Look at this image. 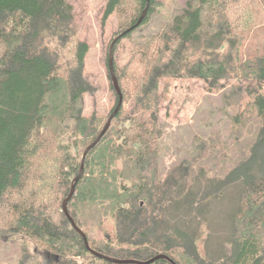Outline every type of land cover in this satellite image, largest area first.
I'll return each mask as SVG.
<instances>
[{"label":"trees","instance_id":"trees-1","mask_svg":"<svg viewBox=\"0 0 264 264\" xmlns=\"http://www.w3.org/2000/svg\"><path fill=\"white\" fill-rule=\"evenodd\" d=\"M104 1L102 19L116 13V35L146 6ZM181 2L159 31L135 39L163 3L149 0L142 22L115 43L122 104L86 154L67 210L89 247L115 258L264 264V94L249 91L227 141L194 136L168 167L158 112L168 95L196 106L197 80L264 81V24L253 26L254 2L264 8V0ZM73 20L69 0H0V245L16 247L15 264H116L91 254L62 211L81 154L103 127L101 117L83 114L84 94L96 88L84 76L88 45ZM7 254L0 264H12Z\"/></svg>","mask_w":264,"mask_h":264},{"label":"rangeland","instance_id":"rangeland-1","mask_svg":"<svg viewBox=\"0 0 264 264\" xmlns=\"http://www.w3.org/2000/svg\"><path fill=\"white\" fill-rule=\"evenodd\" d=\"M69 1L74 8L73 24L78 29L77 37L88 45L83 73L96 88L94 93L84 94L83 114H96L102 118L104 125L115 104V93L110 86L106 57L109 43L119 29L117 15L113 12L106 19H102L104 0L94 8L85 7L84 0ZM181 4V0H163L162 4L153 8L149 20L134 30L131 36L142 39L159 31L180 10ZM254 5L253 26L264 24V8L257 2H254ZM163 82L161 80L160 85ZM197 82L202 86L203 92L196 106L190 102L177 104L170 95L159 101L158 112L164 129L160 145V163L165 167L178 161L193 148L194 136L216 134L221 141H227L231 115L233 112H241L250 102L249 91L264 94V81L223 79L211 87L203 80ZM15 248L10 244L0 245V254L13 253L11 258L8 257L12 264H15L19 257ZM28 248L33 252V244L30 242Z\"/></svg>","mask_w":264,"mask_h":264},{"label":"water","instance_id":"water-1","mask_svg":"<svg viewBox=\"0 0 264 264\" xmlns=\"http://www.w3.org/2000/svg\"><path fill=\"white\" fill-rule=\"evenodd\" d=\"M148 6H149V0H146V6L144 7V9L142 10V12L140 13V16L138 17L137 21L130 26L129 28L119 32L117 35H115L112 40L109 43L108 46V51H107V65H108V73H109V77L112 83V86L115 90V92L118 94V100L117 103L115 105V107L113 108V110L110 112V114L108 115L106 122L104 123L101 131L99 132V134L95 137V139L90 142L83 150L81 157H80V164H79V170L77 175L75 176L73 183L70 186V190L68 195L66 196V198L63 200L62 202V211L65 214V216L68 218V220L71 222V226L73 228H75V230H77V232L80 233L84 245L86 247V249L93 255L97 256L98 258L104 259L106 261L112 262V263H116V264H149L152 263L153 261H155L156 259L159 258H163L166 259L167 261H169L171 264H176L168 255L165 254H157L147 260H136V259H130V258H115L112 256H108L102 253H99L97 251H94L93 249H91L88 245V241L86 238V235L76 226L75 222L73 221V219L71 218L70 214L68 213L67 210V203L69 201V199L71 198V196L74 193L75 190V184L77 183V181L80 179V177L83 174V168H84V159L86 154L88 153V151L101 139L102 135L106 132V130L108 129L111 120L113 119V117L117 114V112L119 111L121 104H122V95L117 83V79L114 73V68H113V48L115 43L117 42V40L122 37L123 35L127 34L128 32H131L134 28H136L144 19V17L146 16L147 10H148Z\"/></svg>","mask_w":264,"mask_h":264}]
</instances>
